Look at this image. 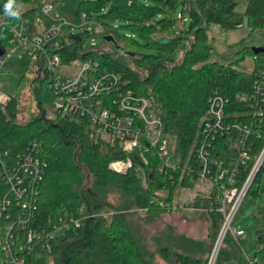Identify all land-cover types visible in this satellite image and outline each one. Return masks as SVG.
<instances>
[{"label": "trees", "instance_id": "trees-1", "mask_svg": "<svg viewBox=\"0 0 264 264\" xmlns=\"http://www.w3.org/2000/svg\"><path fill=\"white\" fill-rule=\"evenodd\" d=\"M152 1L154 3L140 0H86L80 5L75 20L80 22L83 14L90 19L91 12L103 11L101 17L104 20L125 21L140 36L150 38L156 33H166L172 29V10L178 2ZM188 4V30L176 34L166 43H149L151 47L170 56L182 46L178 59L154 55L139 58L136 55L130 57L133 62L131 66L106 51L82 52L81 43L78 42L64 44L54 54L61 57L64 65L78 58L84 60L92 57L100 62L102 68L120 75L127 82V88L139 95H155L165 137L185 160H192L202 139L209 99L215 93L227 98V122L249 124L252 133L243 149L237 146L236 136L231 139L228 136L218 137L214 143V154L228 168H238L237 186L241 188L264 148V94L258 100L243 101L240 97L252 96L254 84L264 67V54L256 55L252 50L249 51L256 63L253 72L241 70L238 58L228 63L212 61L214 50L210 43L209 27L215 24L225 31L236 30L242 27L246 19L251 33L264 29V0H250L245 13L237 11L236 0H188ZM106 6L109 7L107 10ZM31 69L35 73L30 90L36 104V115L26 121L20 119L24 106L19 97L10 96L8 102L0 106V151L15 157L29 142L36 140L41 143L44 159L48 163L40 187L35 219L30 227L41 230L62 216H79L81 209L87 215H96L85 222L78 236L68 233L58 238L53 243L52 253L44 254L42 264H47L49 256L54 257L56 264H59L65 245L69 248L62 264H99L95 258L98 253L103 255L104 264H150L127 228L99 216L103 210L99 197H104L109 187L114 185L132 196L137 210L147 208L148 214L169 212L179 208L176 200L182 190L194 189V184L186 176L181 178L179 173L175 174L174 179L159 175L156 172L158 161L153 159L148 167L135 161L126 174L113 171L111 163L125 155L98 143L86 122L76 124L61 115L48 118L46 106L53 101L48 76ZM260 111L262 115H259ZM242 150L249 155L246 164L239 161ZM263 175L264 163L253 184L260 182ZM161 191L167 192L165 198H157L156 193ZM253 193L257 195L259 191ZM156 198L158 202L168 203V206L152 203ZM203 201L197 200L195 207L198 208ZM78 242L83 244L81 248L74 247ZM163 255L165 259L170 257L166 250ZM237 255V246L227 241L216 264H231L237 260ZM254 257L264 264V249ZM175 260L179 264H206L201 259L182 254H176Z\"/></svg>", "mask_w": 264, "mask_h": 264}, {"label": "built area", "instance_id": "built-area-1", "mask_svg": "<svg viewBox=\"0 0 264 264\" xmlns=\"http://www.w3.org/2000/svg\"><path fill=\"white\" fill-rule=\"evenodd\" d=\"M1 1L0 48L5 50V54L0 56V74L6 68V58L12 50L30 47L32 68L48 76L53 91L51 106L56 114L76 124L88 123L92 137L98 143L125 155L111 163L113 171L126 174L135 161L148 167L156 160V172L159 175L174 179L175 174L179 173L181 178L186 176L194 184V189L182 190L196 191L193 204L188 206L179 203V208L195 207L197 200L204 199L199 208L221 213L220 230L215 237L208 264L217 263L229 237L237 247L241 246L245 231L233 228V222L264 163V148L247 180L241 188L238 187V168H228L214 154V143L218 137L228 136L231 139L236 136L237 146L243 149L252 133L249 124L227 122L226 107L229 100L218 93L209 99L202 139L192 160H185L165 137L159 102L155 95H139L127 88V82L120 75L102 68L100 62L92 57L81 59V67L74 75L66 76L60 72L61 67L72 64L64 65L61 57L54 54L64 45L60 44L56 48L53 43L65 24L45 33L38 31L39 35L28 34L32 29L30 26L39 27L42 22L40 14L54 22L50 17L52 5L34 6L36 0H15L13 10L18 11L19 15L14 17L5 11L8 0ZM88 21L90 19L83 14L80 22ZM95 30L101 33L104 27L102 24L97 25ZM263 94L264 67L254 84L252 96L240 98L243 101L258 100ZM9 99L10 96L2 91L0 84V106L5 105ZM262 111L259 115H262ZM248 159V152L242 150L239 154L240 163L246 164ZM47 169L42 145L36 140L29 142L15 157L0 151V264H42L44 254L52 253L53 243L58 238L68 233L78 236L79 230L91 217L81 209L79 216H62L41 230L30 227L35 219L40 187ZM156 195L157 198H165L167 192H157ZM157 198L152 203L168 206L164 201L158 202ZM138 212L143 215L148 213V209H139ZM260 263L259 258L249 260V264Z\"/></svg>", "mask_w": 264, "mask_h": 264}, {"label": "rangeland", "instance_id": "rangeland-1", "mask_svg": "<svg viewBox=\"0 0 264 264\" xmlns=\"http://www.w3.org/2000/svg\"><path fill=\"white\" fill-rule=\"evenodd\" d=\"M84 1L86 0H36L33 3L34 6H53L50 17L54 22L40 14L42 22L39 27L30 26L32 29L28 34L30 36L39 35L38 31L45 33L49 29L65 24L53 43L54 47L57 48L60 44H72L71 36H82L83 42L80 46L82 52L106 51L133 66L132 57L128 55L130 53L136 54L139 58L152 55L169 57L170 55L166 52L151 47L150 41L166 43L176 34L188 30L189 27L188 0H178L172 10L171 19L174 25L172 29L166 33H156L150 38L140 36L129 28L125 21L104 20L101 17L104 14L103 11L91 12L90 21L86 23L77 22L75 16ZM140 1L154 3L152 0ZM236 2L237 11L245 13L250 0H236ZM108 8L106 6V10ZM101 24H104V31L97 33L95 27ZM108 36L113 37L115 43L107 41ZM209 37L214 50L212 61L228 63L238 58L241 70L247 72L255 70V59L249 51L253 48L264 47V29L251 33L245 19L242 27L231 31H225L220 26L212 24L209 27ZM182 49L183 47L180 46L170 57L180 58ZM31 55L30 47L12 50L6 58V68L0 74L2 91L6 95L21 98L24 106L20 116L22 121L36 115V104L30 90L31 79L34 75L31 69ZM81 64V59H75L71 65L61 67L60 72L66 76L74 75L79 71ZM46 111L48 118L57 116L50 104L46 106ZM170 152H173L171 147ZM254 191H259V193L254 195ZM182 193L176 201L180 204L192 205L197 195L196 191L187 190ZM99 199L103 204V210L99 216L108 222H115L127 228L150 264H179L175 260L176 254L198 258L208 264L215 237L221 226L222 215L218 211H204L201 207L187 206L169 212L142 215L135 207L132 196L114 185H111L104 197H99ZM90 216L92 218L96 215L91 213ZM233 228L243 229L245 238L241 246L237 247V260L231 264H249V260L254 259L255 254L264 249V175L260 182L253 184L251 192L244 198L233 222ZM228 241L233 242L231 237ZM82 246L81 242L74 244L76 248ZM68 248V245L63 247L59 264L63 263ZM164 250L168 251L169 259L164 258ZM95 258L99 264H104V257L101 253L96 254ZM47 264H56L54 257H50Z\"/></svg>", "mask_w": 264, "mask_h": 264}, {"label": "water", "instance_id": "water-1", "mask_svg": "<svg viewBox=\"0 0 264 264\" xmlns=\"http://www.w3.org/2000/svg\"><path fill=\"white\" fill-rule=\"evenodd\" d=\"M70 40L72 42H78V43H82L83 42V39H82L81 36H71L70 37ZM106 40L109 41V42L115 43L114 38L111 37V36L106 37ZM252 51L256 55L264 54V47H261V48H253ZM4 54H5V50L2 49V48H0V56H3ZM128 55L131 56V57H135L136 56V54H134V53H130Z\"/></svg>", "mask_w": 264, "mask_h": 264}, {"label": "clouds", "instance_id": "clouds-1", "mask_svg": "<svg viewBox=\"0 0 264 264\" xmlns=\"http://www.w3.org/2000/svg\"><path fill=\"white\" fill-rule=\"evenodd\" d=\"M14 4L15 0H8V3L5 5V11L7 14L16 17L19 15V13L18 11L13 10Z\"/></svg>", "mask_w": 264, "mask_h": 264}]
</instances>
